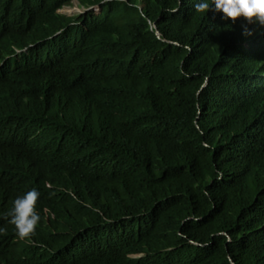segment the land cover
Wrapping results in <instances>:
<instances>
[{"label": "trees", "instance_id": "16d2710c", "mask_svg": "<svg viewBox=\"0 0 264 264\" xmlns=\"http://www.w3.org/2000/svg\"><path fill=\"white\" fill-rule=\"evenodd\" d=\"M73 1L0 0V264H264V25Z\"/></svg>", "mask_w": 264, "mask_h": 264}, {"label": "clouds", "instance_id": "9594fccd", "mask_svg": "<svg viewBox=\"0 0 264 264\" xmlns=\"http://www.w3.org/2000/svg\"><path fill=\"white\" fill-rule=\"evenodd\" d=\"M212 9L221 14L222 20L243 17L249 24L264 25V0H211ZM192 7L196 12L208 11V0H197ZM175 11V9H173ZM251 34L245 30V35ZM39 192L32 188L17 196L8 212L9 223L15 226L16 235L20 239L29 238L34 234L39 216L35 210Z\"/></svg>", "mask_w": 264, "mask_h": 264}, {"label": "rangeland", "instance_id": "374dc122", "mask_svg": "<svg viewBox=\"0 0 264 264\" xmlns=\"http://www.w3.org/2000/svg\"><path fill=\"white\" fill-rule=\"evenodd\" d=\"M83 11H84L83 7L79 6L77 0H74L71 5L64 6L63 9L60 10V12H63V13L69 14V15L77 14V13L83 12Z\"/></svg>", "mask_w": 264, "mask_h": 264}, {"label": "bare ground", "instance_id": "6f19581e", "mask_svg": "<svg viewBox=\"0 0 264 264\" xmlns=\"http://www.w3.org/2000/svg\"><path fill=\"white\" fill-rule=\"evenodd\" d=\"M62 6H64V5H62ZM80 7H81V6H80ZM87 7H88V6H87ZM62 9H63V8H62ZM73 10H74V9H73ZM63 11H64V10H63ZM76 11H77V10H76ZM157 33H158V35H159V32H157ZM3 59H4V58H3ZM32 245H33V244H32ZM29 246H30V245H29ZM26 247H27V246H26ZM24 249H25V248H24ZM24 253H25V252H24ZM27 253H28V252H27ZM30 254H31V253H30ZM27 255H29V254H26V256H27ZM26 256H25V257H26ZM25 257H24V258H25ZM29 257H30V256H29ZM28 261H29V260H28Z\"/></svg>", "mask_w": 264, "mask_h": 264}]
</instances>
